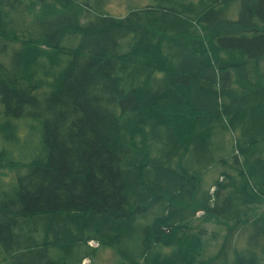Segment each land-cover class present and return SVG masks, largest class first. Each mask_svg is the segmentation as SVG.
Here are the masks:
<instances>
[{"label":"trees","instance_id":"obj_1","mask_svg":"<svg viewBox=\"0 0 264 264\" xmlns=\"http://www.w3.org/2000/svg\"><path fill=\"white\" fill-rule=\"evenodd\" d=\"M108 2L0 0V264H264V0Z\"/></svg>","mask_w":264,"mask_h":264},{"label":"rangeland","instance_id":"obj_2","mask_svg":"<svg viewBox=\"0 0 264 264\" xmlns=\"http://www.w3.org/2000/svg\"><path fill=\"white\" fill-rule=\"evenodd\" d=\"M148 3H150L149 0H109L107 5V10L112 15L120 17L126 15L129 8H133L134 6H139V7L146 6L148 5ZM27 125H28L27 130H29L30 125L29 124ZM33 134L35 137V133ZM17 158H19V155L17 156ZM12 177L13 174L6 172V174L3 176L2 179L5 182H8L12 179ZM202 215H203L202 212H200L197 217H201ZM89 245L92 248L97 249L98 255L94 258L93 257L85 258V260L81 264H116L117 259L113 258L116 256L113 251L102 249L99 243L96 241H90Z\"/></svg>","mask_w":264,"mask_h":264},{"label":"bare ground","instance_id":"obj_3","mask_svg":"<svg viewBox=\"0 0 264 264\" xmlns=\"http://www.w3.org/2000/svg\"><path fill=\"white\" fill-rule=\"evenodd\" d=\"M84 260H85V259H84ZM84 260H83V261H84ZM83 261H82V262H83Z\"/></svg>","mask_w":264,"mask_h":264}]
</instances>
